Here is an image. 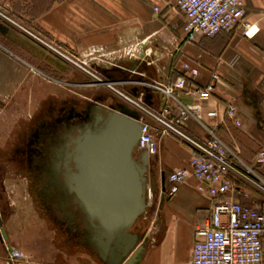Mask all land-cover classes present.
Segmentation results:
<instances>
[{
    "label": "crops",
    "instance_id": "crops-1",
    "mask_svg": "<svg viewBox=\"0 0 264 264\" xmlns=\"http://www.w3.org/2000/svg\"><path fill=\"white\" fill-rule=\"evenodd\" d=\"M25 1L0 0L18 15H26L27 6L34 3ZM242 1L245 21L252 26L248 35L238 25L196 43L185 39V16L170 0L52 1L45 14L26 16L31 18L29 30L87 61L89 70L104 82L156 111H161L165 99L146 84L165 86L185 76L186 89L176 96L195 113L183 123L187 133L204 138L205 127H212L244 163L254 166L264 148V0ZM183 64L197 68L198 75L192 76ZM214 73L218 75L214 92L200 100L192 89L205 88ZM99 86L103 88L96 89ZM116 90L98 84L91 74L0 17V153L8 154L9 163L15 165L0 181V210L8 244L24 254L23 260H13L0 253V264H108L94 245L77 241L74 231L37 204L31 179L20 163H28L24 153L42 151L45 144L53 151L60 127L57 119L71 106L99 102L102 97L106 104L116 98L131 106ZM231 105L238 109L240 126L227 116ZM174 115L175 110L170 117ZM147 120L158 151L150 160L152 191L141 221L144 227L141 233L133 232L140 236L134 264H191L195 231L209 222L214 199L198 191L194 178L172 197L162 191L163 179L167 190L168 175L189 166L191 147ZM257 168L264 178V163ZM251 192L253 196L243 203L258 202Z\"/></svg>",
    "mask_w": 264,
    "mask_h": 264
},
{
    "label": "built area",
    "instance_id": "built-area-1",
    "mask_svg": "<svg viewBox=\"0 0 264 264\" xmlns=\"http://www.w3.org/2000/svg\"><path fill=\"white\" fill-rule=\"evenodd\" d=\"M170 2L185 16L183 33L185 39L191 43H196L203 37L213 38L223 32L232 31L238 25L243 26L245 35L252 29L250 23L245 21L246 11L242 0H170ZM159 11L160 9L156 7L155 12ZM0 17L19 27L69 63L91 74L98 84L116 90L113 84L104 82L103 78L90 71L87 61L61 49L42 35L23 28L2 12ZM182 67L192 76L199 73L197 68L189 64H183ZM217 80L218 75L214 73L210 84L205 88H193L191 92L200 100H207L214 92ZM187 83V78L182 76L165 86L146 84V87L163 94L165 105L161 111L152 109L141 99L116 90L141 114L139 121L142 131L137 150L147 151L150 155L158 151V143L148 118L161 125L163 132L173 133L191 147L189 166L176 169L168 175L169 188L165 191L172 197L182 184L194 178L198 182V191L205 192L214 199L209 222L195 231L191 264H264V178L257 168L264 163V148L258 152L254 166H251L244 163L239 155L219 138L212 127H205L207 136L204 138L187 133L183 123L187 118L195 117V113L192 108L183 105L176 96L179 91L186 89ZM169 101L174 105L169 104ZM173 110L175 115L171 118ZM226 113L237 126L241 125L236 106H229ZM237 181L243 186L238 185ZM251 191L256 193L257 198L259 197L258 202L243 203L242 199L253 196ZM3 243L10 258L13 260L23 258V253L10 246L7 240H3Z\"/></svg>",
    "mask_w": 264,
    "mask_h": 264
},
{
    "label": "water",
    "instance_id": "water-1",
    "mask_svg": "<svg viewBox=\"0 0 264 264\" xmlns=\"http://www.w3.org/2000/svg\"><path fill=\"white\" fill-rule=\"evenodd\" d=\"M140 115L112 98L103 113L92 117L78 141L72 176L54 172L50 158L37 167L46 174L41 185L48 196L59 200L62 211L75 208L71 219H79L87 241L108 264H134L140 254V236L130 230L147 210V191H152L148 187L151 155L136 152ZM162 191H166L165 179ZM0 231L1 240H7L3 227Z\"/></svg>",
    "mask_w": 264,
    "mask_h": 264
},
{
    "label": "flooded vegetation",
    "instance_id": "flooded-vegetation-1",
    "mask_svg": "<svg viewBox=\"0 0 264 264\" xmlns=\"http://www.w3.org/2000/svg\"><path fill=\"white\" fill-rule=\"evenodd\" d=\"M104 100L102 97L99 98V102L92 104L73 105L67 112H62L60 119H57L60 127L56 129V142L52 144L53 151L50 150V144H45L42 151L24 153L29 157L28 163H20L31 179L32 190L38 204L52 215V219H57L61 224H64L66 230L74 231L77 241L82 243L89 242L87 241L85 227L79 223V219H71V213L76 215L75 208L68 206L67 209L62 211L58 204L59 200L56 201L48 196L46 189L41 185L43 184V176L46 174L37 167L50 158L54 172L59 170L58 174L61 172L68 177L72 176L76 172L74 159L78 141L86 133L92 117L103 113V108L106 107V103H103ZM45 138L47 137L45 136ZM62 179L59 180L63 181ZM1 216L0 210V227L3 226Z\"/></svg>",
    "mask_w": 264,
    "mask_h": 264
},
{
    "label": "rangeland",
    "instance_id": "rangeland-1",
    "mask_svg": "<svg viewBox=\"0 0 264 264\" xmlns=\"http://www.w3.org/2000/svg\"><path fill=\"white\" fill-rule=\"evenodd\" d=\"M35 1V0H34ZM43 2V4L48 5V3H50L51 1H54V0H41ZM24 2V1H23ZM25 2L27 3H30L31 0H26ZM12 7V6H11ZM9 6H5L4 3H1L0 2V12L4 13L5 15H7L8 17H10L11 19H13L14 21H16L20 26H22L23 28L25 29H30L31 28V18L27 17L26 15L24 14H16V12H13L11 8ZM103 87L99 86L97 87L96 89H101ZM8 155V154H7ZM7 155L5 154H2L0 153V181L2 180V178L5 176V172H10L13 168L14 163H9L8 159H7ZM1 189V188H0ZM0 193H1V190H0ZM32 193V191H31ZM150 201V198H149V192L147 191V204L149 203ZM38 204V203H37ZM1 209V208H0ZM144 215V214H143ZM143 215H141L138 220L136 221V223L134 224V226L131 228V232H139L141 233L142 231V228L144 227L143 224H141L143 222ZM6 216V215H5ZM142 221V222H141ZM1 235V234H0ZM2 243L3 241L1 240V237H0V253L1 254H4L6 255V253L4 252V249H2ZM4 244V243H3ZM11 243H9L10 245ZM4 246V245H3ZM12 246L14 247V245L12 244ZM16 249V248H15ZM18 250V249H17ZM20 251V250H19ZM24 259V254H23V258L20 259V260H23Z\"/></svg>",
    "mask_w": 264,
    "mask_h": 264
},
{
    "label": "trees",
    "instance_id": "trees-1",
    "mask_svg": "<svg viewBox=\"0 0 264 264\" xmlns=\"http://www.w3.org/2000/svg\"><path fill=\"white\" fill-rule=\"evenodd\" d=\"M56 1H62V0H54L53 2H56ZM49 10H50V7L47 5L45 6V4H43V2L41 0H35L34 3L32 4V6H27L26 15L33 17V18H37V17L45 14Z\"/></svg>",
    "mask_w": 264,
    "mask_h": 264
}]
</instances>
